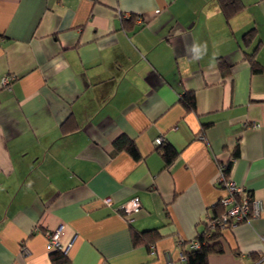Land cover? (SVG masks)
I'll use <instances>...</instances> for the list:
<instances>
[{
  "label": "crops",
  "instance_id": "crops-1",
  "mask_svg": "<svg viewBox=\"0 0 264 264\" xmlns=\"http://www.w3.org/2000/svg\"><path fill=\"white\" fill-rule=\"evenodd\" d=\"M233 1L228 16L219 0H0V264H55L59 228L64 264H189L227 161L258 211L207 262L264 264V0Z\"/></svg>",
  "mask_w": 264,
  "mask_h": 264
},
{
  "label": "trees",
  "instance_id": "trees-1",
  "mask_svg": "<svg viewBox=\"0 0 264 264\" xmlns=\"http://www.w3.org/2000/svg\"><path fill=\"white\" fill-rule=\"evenodd\" d=\"M219 1L221 2L222 6L224 7V11L226 12V14L228 16H230L232 12L236 11L239 8V5H238L239 3L237 4L238 7H237V5L234 7H231V8L228 6V5L231 6L232 4H235L233 0H219ZM226 1H228V2H226ZM239 1L240 0H236V3ZM134 16H136V15H134ZM134 16L131 15L130 18H126L124 20V22H128V21L131 22V20ZM253 30H256V29L250 30L248 32L249 34L247 33L246 37L251 36L250 34H252ZM257 45L253 51V54L250 55L251 57H253L254 53L258 52L259 46H257ZM250 60L252 63L251 64L252 70L254 72L255 71L260 72L263 70L259 61H257L256 59H253V58H250ZM218 65L222 69V71H226V70H228V68H230L229 63L223 58H219ZM182 101L189 110H196V107H197L196 106V99H195V94L193 92L192 93L189 92L186 95H184L182 97ZM115 145H116L118 150H120V151L125 150L131 156H133L134 159H139L141 157V153H140L135 141L126 135H122L119 138H117L115 140ZM157 150L162 155V157L164 158L166 165L171 164L179 153L178 150L172 144L165 142L163 140L161 141L160 144H158ZM236 154H237V152L233 153V156ZM231 166H232L231 161H227V163L225 164V167H224V173L226 175L230 174ZM212 217H217V215H215V216L212 215L211 218ZM226 229H228V228H226ZM226 229L220 230L217 228L215 230H211V231L209 230V233L201 234L200 237L198 238V240L201 242V246L199 248H193L192 247L193 249L191 251H189L186 254L183 253V255L185 256V260H187L189 264H208L207 257H208L209 253H211V252L220 253L223 251V248L221 246V243L218 240V237ZM143 234H147V233L144 232ZM142 240L145 241L142 234L136 233L134 235L135 243L141 242ZM150 245H151V243H149V246ZM66 258H67L66 254L61 249H56L54 252L51 253V259L55 264L66 263V261H67Z\"/></svg>",
  "mask_w": 264,
  "mask_h": 264
},
{
  "label": "built area",
  "instance_id": "built-area-1",
  "mask_svg": "<svg viewBox=\"0 0 264 264\" xmlns=\"http://www.w3.org/2000/svg\"><path fill=\"white\" fill-rule=\"evenodd\" d=\"M15 74L8 73L5 74L1 79V85L8 90L12 87V82L15 80ZM257 126V123L253 124ZM201 139L203 135L199 136ZM162 137H159L155 140L157 144H160L162 141ZM225 164L220 165V177H219V184L224 191V194L220 197L219 203L223 206L224 210L223 213L217 217H212L209 220V230L215 229H225L229 227H234L239 223L247 221L250 216L253 214L254 211H258V202L255 200L248 189L235 182L231 176L226 175L224 173ZM104 202L106 204H111L110 198H105ZM122 211H124L127 215H131L132 213L139 211L141 208V203L137 197H133L122 204ZM132 220V218H129ZM60 228L54 231L53 233L49 234L50 244L55 249H61L66 251L60 242ZM201 246V242L198 239H195L192 242L193 248H199ZM168 262L171 263L172 259L170 256L167 257ZM181 258L185 260V256L181 254Z\"/></svg>",
  "mask_w": 264,
  "mask_h": 264
}]
</instances>
